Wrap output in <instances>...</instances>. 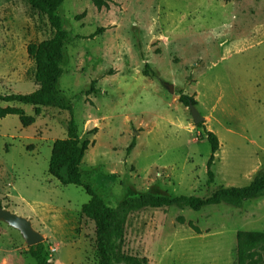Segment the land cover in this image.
Returning a JSON list of instances; mask_svg holds the SVG:
<instances>
[{"label":"rangeland","instance_id":"rangeland-1","mask_svg":"<svg viewBox=\"0 0 264 264\" xmlns=\"http://www.w3.org/2000/svg\"><path fill=\"white\" fill-rule=\"evenodd\" d=\"M105 1L65 0L59 9L70 35L59 90L80 137L95 141L83 184L111 207L144 194L207 198L248 186L264 172V0ZM53 34L28 0H0L1 95L37 90L28 50ZM182 95L194 97L203 122ZM0 106L35 118L28 127L18 116L0 119V206L31 221L51 264H99L95 224L82 214L90 196L49 173L70 113ZM204 129L220 141L211 185ZM239 231L264 232V196L199 212L141 210L128 219L123 248L148 264H238ZM29 249L0 221V264H37Z\"/></svg>","mask_w":264,"mask_h":264},{"label":"trees","instance_id":"trees-1","mask_svg":"<svg viewBox=\"0 0 264 264\" xmlns=\"http://www.w3.org/2000/svg\"><path fill=\"white\" fill-rule=\"evenodd\" d=\"M98 8L108 7L105 0H93ZM110 1V0H107ZM230 2L231 0H226ZM65 0H28L30 6L45 15L54 30L53 36L39 44L29 47V55L36 62V83L38 88L30 94L1 95L0 103L36 107L54 108L70 113L67 138L54 143L49 173L62 185H74L85 189L90 200L83 205L82 214L95 224L96 245L99 264H148L146 258L128 255L124 252L125 231L131 214L144 209L181 208L199 212L210 206L227 204L239 207L243 203L264 196V172L254 178L246 187H228L215 191L207 198L196 196L166 197L144 194L128 198L115 207L109 206L89 185L82 181L81 165L86 152L95 141L82 139L78 134L73 108L59 90V81L64 75L65 50L70 40L69 33L63 28L59 9ZM180 102L186 107L197 106L194 97L182 95ZM18 116L25 127L31 126L35 118L28 116L21 108L0 106V119ZM203 125H200L202 127ZM97 132V128L93 130ZM205 138L211 147V156L207 163L208 184H213L215 156L220 149L218 136L204 129ZM136 146L134 139L128 148L130 154ZM183 222V218H180ZM196 231H199L195 228ZM264 232L239 231L237 233L238 264H263ZM29 254L37 264H51L42 243L30 247Z\"/></svg>","mask_w":264,"mask_h":264},{"label":"water","instance_id":"water-1","mask_svg":"<svg viewBox=\"0 0 264 264\" xmlns=\"http://www.w3.org/2000/svg\"><path fill=\"white\" fill-rule=\"evenodd\" d=\"M171 91H173V86H170ZM191 114L193 116L195 124H200L204 121L194 105L189 107ZM0 221L7 223L11 227L20 231L24 237L26 244L29 247L40 244L44 241L43 235L34 230L30 220L20 217L14 213H11L7 209L0 206Z\"/></svg>","mask_w":264,"mask_h":264}]
</instances>
